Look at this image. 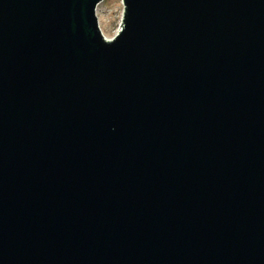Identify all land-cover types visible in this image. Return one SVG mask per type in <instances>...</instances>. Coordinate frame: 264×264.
I'll use <instances>...</instances> for the list:
<instances>
[{
  "label": "water",
  "instance_id": "water-1",
  "mask_svg": "<svg viewBox=\"0 0 264 264\" xmlns=\"http://www.w3.org/2000/svg\"><path fill=\"white\" fill-rule=\"evenodd\" d=\"M0 0V264H264V0Z\"/></svg>",
  "mask_w": 264,
  "mask_h": 264
},
{
  "label": "rangeland",
  "instance_id": "rangeland-1",
  "mask_svg": "<svg viewBox=\"0 0 264 264\" xmlns=\"http://www.w3.org/2000/svg\"><path fill=\"white\" fill-rule=\"evenodd\" d=\"M123 11L122 0H103L98 5L99 24L106 37L112 38L118 32Z\"/></svg>",
  "mask_w": 264,
  "mask_h": 264
}]
</instances>
